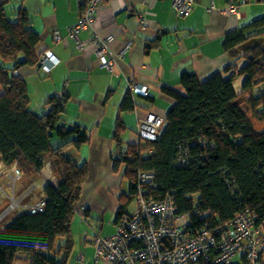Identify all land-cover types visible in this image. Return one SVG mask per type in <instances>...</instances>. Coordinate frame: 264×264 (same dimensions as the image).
Returning <instances> with one entry per match:
<instances>
[{
	"label": "trees",
	"instance_id": "trees-1",
	"mask_svg": "<svg viewBox=\"0 0 264 264\" xmlns=\"http://www.w3.org/2000/svg\"><path fill=\"white\" fill-rule=\"evenodd\" d=\"M82 2L81 13L86 7ZM7 3L0 0V163L38 177L47 158L55 183L45 182L42 188V213L25 209L0 229V264H68L73 221L77 214L90 215L78 209L87 166L74 163L63 151L79 149L89 137L84 128L62 119V93L47 98L48 110L42 115L28 109L27 84L19 70L37 67L40 38L25 10L7 8ZM223 50L229 63L222 74L199 81L184 73L182 93L161 88L171 104L155 140L140 137L136 128L135 149L113 150V170L124 166L128 184L127 191L119 192L122 205L114 225L130 203L136 205L140 190L146 201L169 198L179 214L189 216L195 231L205 225L213 230L240 214L257 232L264 264V16L228 31ZM134 108L128 94L120 110ZM58 237L62 241L56 244ZM76 255L75 264H80ZM237 255L240 264H247L242 253L233 264Z\"/></svg>",
	"mask_w": 264,
	"mask_h": 264
},
{
	"label": "crops",
	"instance_id": "crops-1",
	"mask_svg": "<svg viewBox=\"0 0 264 264\" xmlns=\"http://www.w3.org/2000/svg\"><path fill=\"white\" fill-rule=\"evenodd\" d=\"M82 1L8 0L6 7L25 10L31 28L40 38L38 60L43 55L52 59L48 72L36 66L19 70L28 92L32 85L36 89L33 93L39 95L36 108L46 112L47 98L62 93L66 98L62 119L87 131V144L79 149L69 146L63 152L74 163L87 166L82 201L91 202V215L93 207L107 209L101 198L103 191L122 192L126 181L124 166L117 172L113 170V150L135 149L138 137L134 132L139 120L149 113L165 117L170 108L171 100L161 88L166 86L182 93L179 82L184 73L195 75L199 81L222 74L229 63L223 50L225 34L264 16V0H247L235 16L221 12L229 0H193L192 10L185 17L177 15L172 0H103L93 27L79 32L84 45L78 49L68 31L80 19ZM109 35L114 37L108 45L114 70L100 66L93 44L96 38ZM127 45L130 48L121 55ZM242 80L234 83L237 93ZM131 85L145 88L149 97L130 92ZM128 94L135 108L122 112L120 106ZM47 177L48 174H41L34 181L41 183L42 188L47 181L55 182ZM118 208L112 206L114 214Z\"/></svg>",
	"mask_w": 264,
	"mask_h": 264
},
{
	"label": "built area",
	"instance_id": "built-area-1",
	"mask_svg": "<svg viewBox=\"0 0 264 264\" xmlns=\"http://www.w3.org/2000/svg\"><path fill=\"white\" fill-rule=\"evenodd\" d=\"M102 1L85 0L86 7L78 23L69 28L68 36L78 49L84 45L79 39V32L93 27ZM245 3L246 0H229L228 6L221 12L235 16ZM192 4L193 0H172V6L179 17L188 16ZM54 36L59 37L56 33ZM113 39L109 35L93 41L97 60L104 69L113 70L115 67L114 57L108 48ZM129 48V45L125 46L120 54L123 55ZM41 64L48 72L52 67V59L43 55ZM130 90L147 95L145 88L137 85H131ZM140 121L137 124L138 135L147 140H155L162 129V119L149 113ZM11 168L16 175L14 177L20 178V170L15 166ZM143 194L141 190L138 192L134 209L116 222L112 235L94 233L91 264H233L238 253L245 255L247 264H260L259 238L251 221L245 216L238 214L232 221L214 227L213 230L205 225L195 231L190 227L189 216L179 214L169 198L159 202L146 201ZM26 209L31 214L42 213L44 201L39 199L34 204L26 205ZM85 258L82 253L76 255L80 264Z\"/></svg>",
	"mask_w": 264,
	"mask_h": 264
},
{
	"label": "rangeland",
	"instance_id": "rangeland-1",
	"mask_svg": "<svg viewBox=\"0 0 264 264\" xmlns=\"http://www.w3.org/2000/svg\"><path fill=\"white\" fill-rule=\"evenodd\" d=\"M54 39L57 40L58 37L54 36ZM38 63L41 64V60H38ZM33 91L35 92L36 89L32 85H30L29 92L27 89L28 97H31L29 98L30 101H29L28 109L29 107L33 108L35 109V112L33 113H35L36 115H42L44 112H39L38 108H36L39 102L38 101L39 95L33 93ZM159 117L162 119L161 125L163 128L164 125L166 124V121L164 120V117L161 116ZM44 167H43L44 170L42 169L41 174H45V175L48 174L47 179L54 181L55 177L50 170V165L47 158L44 159ZM12 171H13L12 168L9 169L3 165L2 166L0 165V229L5 225L6 222L10 221L18 213L25 211L26 205L36 203L41 198L42 195L41 183L34 181V179H36L37 176H32V175L25 176L20 171L21 177L15 178L14 176L16 175L15 173H12ZM38 178H41V175L38 176ZM126 182L127 181L123 182V186H122L123 188H121V190L123 191L127 187ZM50 183H55V182H50ZM103 192L101 198H103L104 202L106 203V207H105L107 208L106 210L93 207L90 211L91 214L90 217H80V215L77 214L73 221L71 232H72L74 246H73L71 258H69L68 260V264H75L74 255L79 253L85 255L86 257L85 264H91L94 255V248L92 246L91 241L95 231H97L101 236H110L114 232L115 214L112 210V206L120 207L122 205V202L118 198L119 192L117 193L115 191H111L110 189L107 192L105 191ZM82 198H83V193L80 202L78 203L80 204L78 206V209H81L82 210L81 212H83L84 210H89V208L91 207V202L82 201ZM134 206H135L134 202L130 203L127 208V212H131L134 209ZM61 241L62 239L58 237L56 244H59ZM237 257L234 260V262L240 264L241 263L240 259L239 257L238 258Z\"/></svg>",
	"mask_w": 264,
	"mask_h": 264
},
{
	"label": "water",
	"instance_id": "water-1",
	"mask_svg": "<svg viewBox=\"0 0 264 264\" xmlns=\"http://www.w3.org/2000/svg\"><path fill=\"white\" fill-rule=\"evenodd\" d=\"M37 67L40 68V64H39V63H38V65H37Z\"/></svg>",
	"mask_w": 264,
	"mask_h": 264
},
{
	"label": "clouds",
	"instance_id": "clouds-1",
	"mask_svg": "<svg viewBox=\"0 0 264 264\" xmlns=\"http://www.w3.org/2000/svg\"><path fill=\"white\" fill-rule=\"evenodd\" d=\"M40 66L43 67L42 64H40Z\"/></svg>",
	"mask_w": 264,
	"mask_h": 264
}]
</instances>
